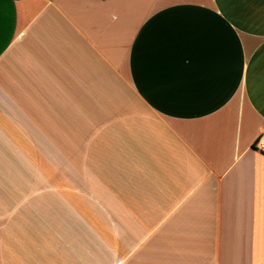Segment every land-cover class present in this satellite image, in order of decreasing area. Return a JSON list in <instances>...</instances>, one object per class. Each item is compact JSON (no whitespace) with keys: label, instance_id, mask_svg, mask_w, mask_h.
Here are the masks:
<instances>
[{"label":"crops","instance_id":"obj_1","mask_svg":"<svg viewBox=\"0 0 264 264\" xmlns=\"http://www.w3.org/2000/svg\"><path fill=\"white\" fill-rule=\"evenodd\" d=\"M264 0H0V264H264Z\"/></svg>","mask_w":264,"mask_h":264},{"label":"built area","instance_id":"obj_2","mask_svg":"<svg viewBox=\"0 0 264 264\" xmlns=\"http://www.w3.org/2000/svg\"><path fill=\"white\" fill-rule=\"evenodd\" d=\"M253 147L256 150L264 153V130H262L258 134V136L255 138L254 143H253Z\"/></svg>","mask_w":264,"mask_h":264}]
</instances>
